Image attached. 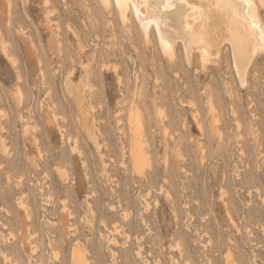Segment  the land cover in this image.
<instances>
[{"label": "rangeland", "instance_id": "1", "mask_svg": "<svg viewBox=\"0 0 264 264\" xmlns=\"http://www.w3.org/2000/svg\"><path fill=\"white\" fill-rule=\"evenodd\" d=\"M148 39L99 0H0V264H264V51L241 85L229 45Z\"/></svg>", "mask_w": 264, "mask_h": 264}, {"label": "bare ground", "instance_id": "2", "mask_svg": "<svg viewBox=\"0 0 264 264\" xmlns=\"http://www.w3.org/2000/svg\"><path fill=\"white\" fill-rule=\"evenodd\" d=\"M99 1L105 10L115 7L124 21L127 13L132 12L146 41L151 31L156 32L162 54L170 61L175 59L176 47L180 45L188 66L198 53L202 66L208 67L219 61L223 48L229 45L233 69L241 85L248 83L253 60L259 51H264V23L259 11L264 0H259V5L258 0ZM143 144L142 129L134 125L129 157L139 174L144 173L147 159ZM83 258L75 251L73 264H85Z\"/></svg>", "mask_w": 264, "mask_h": 264}]
</instances>
